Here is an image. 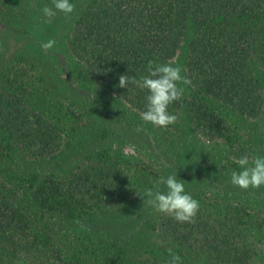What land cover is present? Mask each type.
<instances>
[{"label":"rangeland","instance_id":"374dc122","mask_svg":"<svg viewBox=\"0 0 264 264\" xmlns=\"http://www.w3.org/2000/svg\"><path fill=\"white\" fill-rule=\"evenodd\" d=\"M46 5L52 0H0V107L13 96L27 103L0 115V264H169L163 248L178 249L181 241L192 246L198 238L191 225L211 224L223 205L247 203L264 219V207L248 189L230 182L233 171H242L239 158L264 157L259 69L253 74L260 115L229 121L232 141L201 136L183 109L176 123L157 127L75 59L73 24L60 12L44 22ZM49 39L55 46L44 50ZM58 63L66 71L60 75ZM172 63L185 76L183 51ZM181 86L187 96L190 84ZM13 117L17 126L5 120ZM175 172L199 201L193 223L177 222L147 203L146 191H166L157 182ZM251 189L264 195V186ZM256 240L264 244V231ZM261 248L252 264L259 263Z\"/></svg>","mask_w":264,"mask_h":264},{"label":"trees","instance_id":"16d2710c","mask_svg":"<svg viewBox=\"0 0 264 264\" xmlns=\"http://www.w3.org/2000/svg\"><path fill=\"white\" fill-rule=\"evenodd\" d=\"M71 2L76 8L66 19L73 24V56L139 113L146 109L147 90L132 84L121 88L119 77L128 75L139 80L148 74L150 62H172L178 51H183L184 75L190 80V92L169 106L170 114L177 115L183 109L201 136L226 141L233 140L228 128L234 125H229V121L237 116L254 119L260 115L261 92L253 70L259 69L264 77V0ZM60 66L63 67L58 63L59 75L65 71ZM72 76L71 72L69 77ZM4 101L0 115L9 106L26 108L27 104L14 96ZM5 120L13 126L18 124L15 117ZM46 131L56 137L52 123L47 124ZM251 190L246 191L248 197L264 207V195L252 194ZM212 216V225H191L198 238L192 246L181 241L178 249L164 247V252L178 255L180 264H252L261 246L264 251V244L259 245L256 240L264 231L259 208L231 202ZM167 229L164 227V232ZM178 237L186 238L181 233ZM259 259L258 264H264V252Z\"/></svg>","mask_w":264,"mask_h":264},{"label":"clouds","instance_id":"9594fccd","mask_svg":"<svg viewBox=\"0 0 264 264\" xmlns=\"http://www.w3.org/2000/svg\"><path fill=\"white\" fill-rule=\"evenodd\" d=\"M52 7L44 6L42 14L44 22L51 23L57 12L65 17L70 16L76 6L71 0H52ZM55 40L49 39L41 44L44 50H50L55 46ZM182 68L172 62L148 65V74L139 80L134 76L121 75L119 87L127 88L129 84L135 85L141 90H147L146 109L139 113L142 121L157 127L167 128L177 122L178 116L170 114L169 106L182 99L184 88L181 85L190 84V80L181 75ZM237 164L242 171L231 173V184L243 190L264 186V157L254 156L251 160L247 155L239 158ZM157 184L165 186L166 191L148 189L145 195L149 198L147 203L157 213L171 216L180 223H193L199 211V201L185 191L184 181L177 178L176 172L161 177ZM170 254H171V250ZM178 255H171L169 264H180Z\"/></svg>","mask_w":264,"mask_h":264}]
</instances>
